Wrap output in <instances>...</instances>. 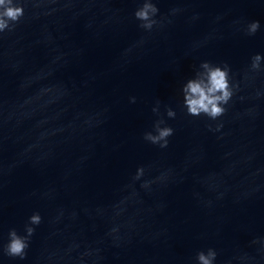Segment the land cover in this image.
<instances>
[{
	"label": "water",
	"instance_id": "water-1",
	"mask_svg": "<svg viewBox=\"0 0 264 264\" xmlns=\"http://www.w3.org/2000/svg\"><path fill=\"white\" fill-rule=\"evenodd\" d=\"M152 2L148 32L143 0H20L24 17L0 36V245L34 212L43 222L24 260L0 264H196L209 247L235 264L264 237V71L249 70L264 56V0ZM202 61L239 83L217 122L180 107ZM157 101L166 149L143 140Z\"/></svg>",
	"mask_w": 264,
	"mask_h": 264
},
{
	"label": "clouds",
	"instance_id": "clouds-1",
	"mask_svg": "<svg viewBox=\"0 0 264 264\" xmlns=\"http://www.w3.org/2000/svg\"><path fill=\"white\" fill-rule=\"evenodd\" d=\"M158 8L152 0H143L142 6L135 13L134 18L139 21V27L150 32L159 21L155 19L158 15ZM175 14V10L173 11ZM24 17V7L20 0H0V36L4 33H12L16 26ZM259 21H251L244 28V34L252 37L260 30ZM264 56L254 54L250 58L249 70L253 73L264 71ZM18 68V66H14ZM20 87H23L21 84ZM239 91V83L234 80L231 74V68L228 63H212L202 61L198 68L194 69V75L188 79L181 87L182 104L181 110L185 116L194 118L206 117L209 121L217 122L224 117L228 111L227 106L233 100V97ZM259 95V94H258ZM135 97L130 98V103H135ZM159 104L152 112L159 118L153 123L152 130L143 134V140L160 149H166L169 146V138L174 135V129L168 126L165 118L159 112ZM167 119H175L177 113L170 107L165 109ZM224 125L222 122L208 125L210 132H221ZM145 170L143 167L137 168L133 181L143 179ZM144 190H149L151 184L145 182L141 184ZM43 222L39 212H34L24 225V234L20 235L16 229H10L8 232V242L0 245V256H6L11 259L24 260L27 250L30 246L32 236L36 228ZM117 229H113L115 233ZM78 247V246H75ZM247 248L251 251L237 249L233 257L235 264H238L240 253L244 251L245 258L250 264H264V237L254 236L247 242ZM92 253L86 252L80 257L81 260ZM218 252L215 248L209 247L206 250H200L196 253V264H216Z\"/></svg>",
	"mask_w": 264,
	"mask_h": 264
}]
</instances>
